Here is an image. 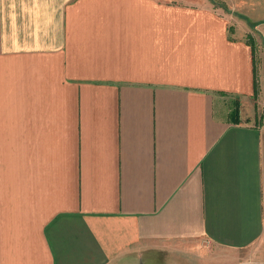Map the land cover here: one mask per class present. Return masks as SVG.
I'll return each mask as SVG.
<instances>
[{
    "label": "crops",
    "instance_id": "crops-1",
    "mask_svg": "<svg viewBox=\"0 0 264 264\" xmlns=\"http://www.w3.org/2000/svg\"><path fill=\"white\" fill-rule=\"evenodd\" d=\"M264 0H0V264H264Z\"/></svg>",
    "mask_w": 264,
    "mask_h": 264
},
{
    "label": "rangeland",
    "instance_id": "rangeland-1",
    "mask_svg": "<svg viewBox=\"0 0 264 264\" xmlns=\"http://www.w3.org/2000/svg\"><path fill=\"white\" fill-rule=\"evenodd\" d=\"M264 72V71H263Z\"/></svg>",
    "mask_w": 264,
    "mask_h": 264
}]
</instances>
